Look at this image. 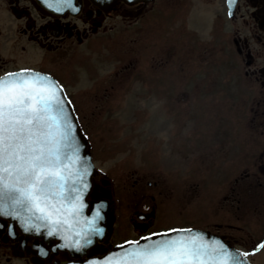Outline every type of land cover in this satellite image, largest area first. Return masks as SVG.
Wrapping results in <instances>:
<instances>
[{"label":"rangeland","instance_id":"1","mask_svg":"<svg viewBox=\"0 0 264 264\" xmlns=\"http://www.w3.org/2000/svg\"><path fill=\"white\" fill-rule=\"evenodd\" d=\"M158 4L141 22L115 13L82 42L30 51L18 62H37L67 87L124 228L129 203L142 192L155 196V226L205 228L222 222L224 151L235 117L228 78L241 64L233 27L211 25L201 8L189 21L165 18ZM13 25L7 18V40ZM147 180L158 186L147 187Z\"/></svg>","mask_w":264,"mask_h":264},{"label":"flooded vegetation","instance_id":"2","mask_svg":"<svg viewBox=\"0 0 264 264\" xmlns=\"http://www.w3.org/2000/svg\"><path fill=\"white\" fill-rule=\"evenodd\" d=\"M157 2L161 5L158 13L165 18L189 21L190 13L201 8L209 11L211 25L233 27L232 42L241 65L228 78L227 102L235 106V117L230 121L228 148L224 151L225 175L219 204L223 217L222 222L212 220L205 228L222 235L253 264H264V0H73L71 6L64 4L59 10L47 7L41 0H0V74L29 67L55 75L35 66L37 62L19 63L18 58L38 49L58 51L68 41L82 42L89 32L106 25L115 13L123 11L134 18L129 24L141 22V15L154 9ZM7 18L14 24V34L8 40ZM80 121L94 157L92 141ZM101 173L96 168L87 195L88 214L95 223L91 243L83 250H71L61 246L58 239L46 240L26 232L18 219L0 214V264L81 260L104 254L120 243L181 226H155V196L142 192L134 206L129 203L133 210L124 228L114 192ZM146 185L158 186L151 180ZM214 208L212 202L211 210Z\"/></svg>","mask_w":264,"mask_h":264},{"label":"snow or ice","instance_id":"3","mask_svg":"<svg viewBox=\"0 0 264 264\" xmlns=\"http://www.w3.org/2000/svg\"><path fill=\"white\" fill-rule=\"evenodd\" d=\"M65 2L71 6L70 0ZM9 76L12 78L0 79V199L5 194L18 193L12 198L14 205L27 203L28 211L41 212L37 218L55 226L60 221L51 213L45 214V209L52 207L59 213L53 199L66 198V166L61 161L60 142L67 139L68 133L59 130L60 117L53 114V105L61 106L63 102L57 97L55 86L44 83L39 76L23 72ZM59 111L62 113L63 108ZM74 199L79 201L80 196ZM5 209L0 206V214H9ZM72 209H77L76 203ZM96 216L99 217V210ZM197 240L198 237H183L154 242L152 247L140 248L132 255L137 258L136 264H209L213 257L197 245Z\"/></svg>","mask_w":264,"mask_h":264},{"label":"water","instance_id":"4","mask_svg":"<svg viewBox=\"0 0 264 264\" xmlns=\"http://www.w3.org/2000/svg\"><path fill=\"white\" fill-rule=\"evenodd\" d=\"M110 1V0H102ZM50 8L58 9L64 4L68 5L65 0H42ZM72 3L73 0H70ZM24 73L25 75H36L43 78L44 83L54 85L57 97L63 102L61 106L53 105L55 115L60 117L59 125L61 132H67V139L61 140V161L66 167L64 175L67 177L65 184V199L61 201L59 197L53 199L56 208L60 209L57 213L52 207L45 209V214L51 213L60 223L53 226L48 220L38 219L41 212L32 209L28 211L29 205H14L13 197H18V193H11V196L5 194L0 199V206H6V212L3 214L19 220L22 228L27 232L36 233L45 239H59L61 246L71 250L84 249L88 241L93 236L94 222L87 214V195L92 187V175L95 165L92 159L91 150L87 138L81 128L80 121L77 117L71 100L68 98L63 85L52 74L24 68L6 72L0 75V79H11L9 74ZM63 108V112L59 108ZM71 125V128H68ZM55 131V129H54ZM75 189L76 191H72ZM79 195L80 200L75 201ZM73 203L77 204V209L73 210ZM83 205L82 208L79 205ZM53 227L55 228L52 231ZM190 230V231H187ZM52 231L51 235H48ZM183 237H198L197 245H202L209 256V264H252L237 248L228 244L224 238L209 230L196 227H177L167 231L146 236L128 243L119 244L106 254L101 256H92L84 260H72L67 262H57L56 264H136V257L132 255L143 247H152L154 242H163ZM148 238V239H146ZM138 242V243H137ZM80 254V253H79ZM208 259V257H205Z\"/></svg>","mask_w":264,"mask_h":264}]
</instances>
